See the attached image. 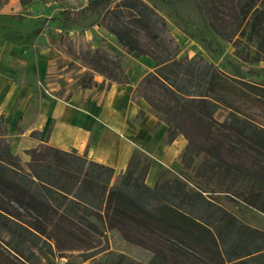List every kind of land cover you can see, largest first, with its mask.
Returning <instances> with one entry per match:
<instances>
[{
	"label": "trees",
	"instance_id": "1",
	"mask_svg": "<svg viewBox=\"0 0 264 264\" xmlns=\"http://www.w3.org/2000/svg\"><path fill=\"white\" fill-rule=\"evenodd\" d=\"M34 1L21 0L23 6ZM156 1L191 9L217 35L233 41L242 60L255 63L264 58V0H234L229 18L218 15L217 0H123L121 4L147 29L148 41L144 45L127 28L113 30L129 52L137 57L148 54L156 61L134 95L143 97L158 121L168 126V143L179 135L189 139L181 156L185 168L195 166L197 157L204 154L195 166V177L212 181L221 176L220 191L264 212V182L246 166L227 160L217 148L232 140L245 146L248 156L264 153V125L248 115L251 110H264V86L226 74L200 54L179 58V42ZM7 2L0 0V6ZM117 2L92 0L81 8L67 7L61 15L79 23L89 12L104 16ZM93 53L103 63L98 70L106 79L97 82L91 69L78 80L82 88L108 90L114 81L128 82L119 54L106 47ZM220 109L228 113L224 121L216 117ZM144 114L142 109L139 117ZM9 129L0 112V241L20 256H32L41 241L51 238L46 222L51 214L61 212L67 220L77 219L83 229L98 231L99 225L90 219L96 215L109 229L121 231L128 241L145 248L146 242L137 236L157 234L175 245L152 247L154 255L148 264H196L192 250L206 256L200 264H264V230L244 224L210 200L204 193L216 192L210 183L191 188L188 176L162 180L163 172L151 187L146 180L151 159L138 151L113 183L116 168L75 148L67 151L49 142L27 151L31 160L24 169L21 156L11 150ZM191 130L206 135V141L197 143ZM40 134L33 130L30 135L38 138Z\"/></svg>",
	"mask_w": 264,
	"mask_h": 264
},
{
	"label": "rangeland",
	"instance_id": "2",
	"mask_svg": "<svg viewBox=\"0 0 264 264\" xmlns=\"http://www.w3.org/2000/svg\"><path fill=\"white\" fill-rule=\"evenodd\" d=\"M122 1L118 0L104 16L87 13L79 23L66 21L61 15L67 7H80L74 5L72 0H37L24 6L21 0H8L0 6V112L5 114L10 128L8 139L11 150L21 156L24 169H27L31 160L27 151L41 145L49 129L55 131L58 125L66 124L61 116V105L65 110L90 116V141H95L96 134L100 132L102 137L113 133L128 143H135L131 134L139 135L145 119L140 121L134 115L125 118V127L119 134L109 124L111 112L113 108H119L124 110L125 117L129 116L127 105L133 100L141 77L155 69L156 61L148 54L135 56L113 33L114 29L127 28L140 37L144 45L148 41L147 29L137 22L133 12L123 6ZM155 4L179 42V58L200 54L224 73L243 76L264 86V58L255 63L246 62L239 57L233 41L217 35L191 9L173 8L159 1ZM234 4V0H217L218 15L229 18ZM100 47H106L122 57L123 73L127 75L128 83L114 81L109 91L101 90L99 86H80L78 80L91 69L97 82L106 79V75L98 70L103 63L93 53ZM137 104L141 109H147L146 116L150 114L153 119L158 118L143 97L138 96ZM227 114L226 110L220 109L216 117L224 121ZM248 115L250 119L264 125V110H251ZM162 124L165 123L153 127L149 123L146 127L150 129V135L155 137ZM163 126L167 131L168 126ZM36 128L43 131L40 139L30 137V132ZM191 133L197 143L206 141L203 133L192 130ZM52 135L53 132L50 137L53 143ZM163 137L165 144L174 147L160 154L158 160L145 150L135 149L151 159V168L146 177L151 187H155L163 172L162 180L173 181L176 176L182 179L188 176L191 188L210 183L208 186L216 189V192H204L210 200L223 206L230 214L233 213L244 224L264 230V212L245 204L241 198L220 191L217 182L221 181V176L216 175L212 181L195 177V166L201 163L204 154L197 157L195 166L185 168L181 156L189 142L186 136L179 135L172 143ZM232 145L239 149L230 151ZM102 147L100 143L98 150ZM217 148L227 160L246 166L264 182V153L248 156L247 148L232 140L224 147L217 145ZM103 156L101 153L91 158L88 154L90 159L95 160ZM123 171L116 168L113 183ZM149 175L154 179L149 180ZM6 205L12 209V206ZM90 219L99 225L98 231L83 229L77 219L67 220L61 212L53 213L46 222L52 235L50 239L41 241L32 256H20L7 243L0 241V264H148L154 255L152 247L175 246L157 234L137 236L146 242L145 248L128 241L121 231L109 229L98 216L92 215ZM191 255L197 260L196 264L206 258L197 250H192Z\"/></svg>",
	"mask_w": 264,
	"mask_h": 264
},
{
	"label": "crops",
	"instance_id": "3",
	"mask_svg": "<svg viewBox=\"0 0 264 264\" xmlns=\"http://www.w3.org/2000/svg\"><path fill=\"white\" fill-rule=\"evenodd\" d=\"M146 74H144L143 76H145ZM140 82H141V79L139 83ZM111 87L108 90H104V91H109ZM135 91L133 93V100H131L129 105H127V109L130 111L129 116L125 117L124 110L119 109V108H113L112 110L113 112H111V118L109 120L110 121L109 124L114 126V129L117 132H119V134H121V131L125 127V124H124L125 118L127 119L131 115H134V117L137 116L140 121L145 119L144 125L142 127V131L139 133V135H135L134 133L131 134L133 137L132 139L135 141L134 144H131L130 142L128 143L127 141H125L124 138H121V136H118V135H114L113 133H111L113 136L109 135L108 137H102L103 135H101L100 132L96 134L94 138L95 141L94 140L90 141L89 139L90 130L88 128L90 126V120H89L90 116L86 113L84 114L83 112L74 113V112L65 110L64 106L61 105L60 103L58 104L59 106L61 105L62 107V108L60 107L61 112H63V115L61 116L62 118H64V121L66 122V124L64 126L58 125L55 131H53L52 128L49 129L43 142H49L52 145L56 147L58 146L67 151H72V149L75 148L78 150V152L79 151L82 152V153L79 152L80 154H87V151H88V154H90L91 158L92 157L96 158V156H99L101 155V153H103L104 155L103 158L96 159V160L93 159V160L99 163L102 162L114 168H119L124 171L127 169L129 160L131 159L132 155L135 153L136 148L145 150V152L150 153V155L154 156L158 160L159 159L158 156L160 154H163L166 151L167 152L171 151L174 145L170 147L169 145L165 144V142L163 141V138H164L163 135L165 136L164 133H166L165 127L163 126L165 124H162L160 126L155 137L150 135V129L147 130L146 126H149V123H150V125H153L154 127L158 123H162V122H159L158 118L154 117L153 119V117H151L150 114H149V117L146 116L147 109L145 107L142 108L145 110V114L142 116V118L139 117V113L142 109L140 108V105L137 104L138 98H136L134 95ZM33 130H38L41 132V134L38 138H33L31 137V135L30 137L32 139H40L42 137L43 131L38 128L33 129ZM52 132H53V135H52L53 143L50 141ZM43 142L41 144H43ZM100 143L103 144V147L101 149H103L104 152H102L103 150L101 149L98 150ZM70 146L72 147L69 148ZM148 179L153 180L154 177L152 175H149Z\"/></svg>",
	"mask_w": 264,
	"mask_h": 264
},
{
	"label": "built area",
	"instance_id": "4",
	"mask_svg": "<svg viewBox=\"0 0 264 264\" xmlns=\"http://www.w3.org/2000/svg\"><path fill=\"white\" fill-rule=\"evenodd\" d=\"M74 5L80 6H87L92 0H72Z\"/></svg>",
	"mask_w": 264,
	"mask_h": 264
}]
</instances>
